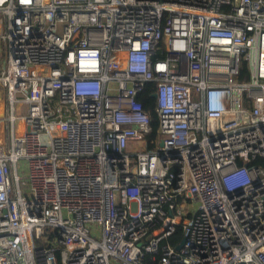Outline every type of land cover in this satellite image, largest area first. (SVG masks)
Wrapping results in <instances>:
<instances>
[{"label":"built area","instance_id":"1","mask_svg":"<svg viewBox=\"0 0 264 264\" xmlns=\"http://www.w3.org/2000/svg\"><path fill=\"white\" fill-rule=\"evenodd\" d=\"M0 264H264V0H0Z\"/></svg>","mask_w":264,"mask_h":264},{"label":"trees","instance_id":"2","mask_svg":"<svg viewBox=\"0 0 264 264\" xmlns=\"http://www.w3.org/2000/svg\"><path fill=\"white\" fill-rule=\"evenodd\" d=\"M243 71L245 72V67H243ZM154 88L155 84L153 82H148L144 88V90L138 95V100L141 102L144 111L149 116L151 127H152V137H155V129L158 123V117L156 112V99L154 97ZM181 239V233L179 230L175 232V234L168 239L170 244H175L179 242Z\"/></svg>","mask_w":264,"mask_h":264},{"label":"rangeland","instance_id":"3","mask_svg":"<svg viewBox=\"0 0 264 264\" xmlns=\"http://www.w3.org/2000/svg\"><path fill=\"white\" fill-rule=\"evenodd\" d=\"M26 169H27L26 163L24 161H19L18 162V173L21 176V181H25L24 176L26 174ZM22 190H23L24 194L28 193L26 187L22 186ZM95 228H96V230L94 231L93 235L95 238L99 239L101 236L100 235V228L98 227V225H95ZM34 243H35V245L43 247V246L50 245V239L49 238H44V239H40V240L35 239Z\"/></svg>","mask_w":264,"mask_h":264},{"label":"water","instance_id":"4","mask_svg":"<svg viewBox=\"0 0 264 264\" xmlns=\"http://www.w3.org/2000/svg\"><path fill=\"white\" fill-rule=\"evenodd\" d=\"M182 243H183V240H182V241L180 242V244L177 246V249H179V248L181 247Z\"/></svg>","mask_w":264,"mask_h":264}]
</instances>
